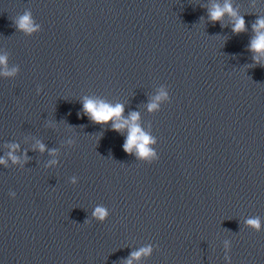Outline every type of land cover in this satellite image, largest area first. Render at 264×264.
Returning a JSON list of instances; mask_svg holds the SVG:
<instances>
[{
    "label": "water",
    "instance_id": "obj_1",
    "mask_svg": "<svg viewBox=\"0 0 264 264\" xmlns=\"http://www.w3.org/2000/svg\"><path fill=\"white\" fill-rule=\"evenodd\" d=\"M259 20L264 0H0V264H264Z\"/></svg>",
    "mask_w": 264,
    "mask_h": 264
},
{
    "label": "clouds",
    "instance_id": "obj_2",
    "mask_svg": "<svg viewBox=\"0 0 264 264\" xmlns=\"http://www.w3.org/2000/svg\"><path fill=\"white\" fill-rule=\"evenodd\" d=\"M225 11L231 12V8L228 4H225L224 8H220L219 6H217L213 11L210 12L211 19L212 20L220 19ZM257 26L259 28H264V20L257 21V25H254V27ZM19 27L21 29H25L28 31L32 30L31 20L27 14L20 18ZM243 28H244V20L243 18H241L235 23L233 30L239 32L242 31ZM251 48L256 51H264V32L259 33L258 36L253 40L251 44ZM4 59H5L4 57H0V63L4 62ZM150 107H154V105ZM84 110L86 113L90 114L92 120H94L97 123H101V122H107L113 116L119 115L122 111V107L120 105L112 107L104 103L97 104L93 100H86L84 103ZM132 119L133 120L136 119V114H133ZM113 126L116 130H119L122 127V125L120 124H114ZM148 141H149V137L141 133L139 128L132 127L129 136L125 142L124 148L126 151H130L132 146L135 145L141 156H147L150 155V150L146 147V143ZM41 149H43V145H41ZM94 214L103 217L105 215V211L102 208H97ZM248 223L253 227L259 228L258 219H251L248 221ZM133 255H139V253H134Z\"/></svg>",
    "mask_w": 264,
    "mask_h": 264
}]
</instances>
